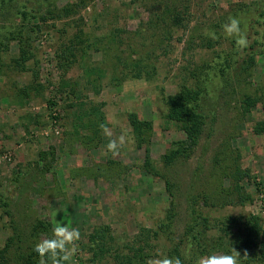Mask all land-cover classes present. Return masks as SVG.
Segmentation results:
<instances>
[{"label":"rangeland","instance_id":"1","mask_svg":"<svg viewBox=\"0 0 264 264\" xmlns=\"http://www.w3.org/2000/svg\"><path fill=\"white\" fill-rule=\"evenodd\" d=\"M17 1L43 8L21 21L0 7V251L21 234L8 249L10 264L50 237L61 220L80 230L75 264H114L112 250L127 252L136 240L149 246L148 259L162 258L193 222L194 195L210 197L198 202L195 215L210 243L205 255L225 254L210 247L221 228L235 232L250 216L264 224V131L258 129L264 122V25L256 22L264 20V0H86L72 14L62 8L76 0H49L60 17L48 15V1ZM168 6L182 24L171 36L160 31L152 39L148 21ZM229 16L241 20L246 47L224 34ZM23 27L35 30L30 58L17 63ZM138 56L143 72L134 78L120 57L133 62ZM227 58L232 66L222 76ZM201 82L209 91L208 126L189 147L185 132L166 118L163 98ZM247 97L256 104L247 106ZM131 113L151 126L152 172ZM125 131L133 143L126 137L117 155L108 152L109 140ZM176 149L167 166L164 157ZM237 167L239 181L231 176ZM233 218L238 222L231 225ZM39 223L48 230L35 232ZM97 231L105 236L92 238ZM94 242L111 251L92 258ZM187 245L188 254L193 247ZM260 254L255 250L240 264L247 258L264 264L253 262Z\"/></svg>","mask_w":264,"mask_h":264},{"label":"trees","instance_id":"2","mask_svg":"<svg viewBox=\"0 0 264 264\" xmlns=\"http://www.w3.org/2000/svg\"><path fill=\"white\" fill-rule=\"evenodd\" d=\"M48 1V15L53 14L55 17L62 16V10H59L55 5H52L49 0ZM87 4L86 0H76L75 3H68L66 7H63L62 9L66 12V14H72L76 13L80 6H85ZM161 6V5H160ZM0 7H3L2 9L5 10L6 13L12 14L16 19H21V21H28L32 17L33 12H40V8H43L42 6L37 9H34L30 6V3L22 2L21 5L18 4L17 0H0ZM51 7V9H49ZM8 8L11 11H8ZM155 14V20H149L148 23V29L151 31V37L152 39L156 38V33L162 31L163 34H165V37H169L172 35V31L174 27L180 26L182 24V19L180 18L179 12L176 10V8H170L169 6L167 8L161 9L159 7ZM3 12L0 10V13ZM60 15V16H59ZM261 16H264V13H261ZM260 25H264V20L260 22L259 20L256 21ZM251 27L254 28L253 23H251ZM40 27H36V30L39 31ZM7 29V28H6ZM8 32L11 31L10 29H7ZM31 30V29H30ZM30 30L25 32V27H23L22 30H20L18 35V41L20 43V49L21 51V61L19 59H16L15 61L18 62H26L30 58V51L29 48L31 45L29 39H32V37L29 35ZM35 29H32L31 32H34ZM157 40L161 42L160 38ZM28 46V50L23 49V46ZM120 65L124 62V67L131 69V72H135L133 75L134 78H141V74L143 70L141 69L143 65L142 59L138 56L133 62L129 60V62H125V60L120 57ZM254 60V56H251L248 61H245V64L248 65V62H252ZM231 61L229 58L225 60V68L220 70V73L222 76H225V72L228 68H230ZM16 63V64H17ZM232 66V65H231ZM206 83L204 82L197 83L193 86H186L182 85L180 87V90L173 94L168 95L163 98V101L167 107V114L166 118L169 121L175 122L178 124L183 132H185L187 136V142H189L190 145H196L197 141L199 139V136L203 133L204 129L208 126L207 125V119L208 117V109L207 105L209 104V91H206ZM256 101L252 97L246 98V105L250 106L252 104H256ZM129 122L133 128L135 139L137 141V145L139 148L146 147V162H145V168L147 171L152 172L149 167H151V159L148 156L149 153V147L150 145V132H151V126L144 123L136 113H131L129 115ZM259 131H264V122H261L258 126ZM181 149H176L175 151L171 152L170 155L164 157V163L169 166L174 161V158L179 154ZM215 162L219 163L221 162V159L216 157ZM228 168V167H226ZM227 172V170L225 171ZM243 175V172L241 171L240 167H237L235 171H233L232 179L235 181H239L241 176ZM168 184V185H167ZM167 191L170 192L171 188L174 187V183L170 180L167 181ZM237 189L241 190L239 186H237ZM210 197L209 195L201 194L200 196H193L192 199V215L193 222L190 223L186 227V231L184 235L180 238V241L178 243H174L170 246V248L166 251V256L169 258L178 257L181 260V264H196L197 257L205 255L208 253L209 248L207 246L210 245L209 241L202 236L204 233L203 227H201L202 223H199L196 219V206L199 205V201L203 199V202L206 203ZM244 199L247 197L244 196ZM172 212V211H171ZM241 221V220H239ZM238 221L236 219H231V225L236 224ZM240 224V223H239ZM49 226V225H48ZM201 227V228H200ZM226 227V226H225ZM48 230V227L44 223H39L33 227V230L35 232L39 231L40 229ZM166 228H169V225L166 226ZM231 227L221 228V235L216 238V240H212L211 246L214 250H222L224 253H230L232 248H234L237 252L240 253V261L243 260L244 257L247 254H251L252 252H255V250H261V257L258 258V260H255L253 262H262L264 261V224L261 223V219L257 216H250L247 219H244V221L240 224L239 227H237V230L235 232L230 229ZM106 229V228H105ZM38 233V232H37ZM102 231H97L92 238L100 237L103 238L105 235ZM49 238V236H48ZM170 239H172V235L169 236ZM18 240H21V234L18 231L15 232V235L13 237H10L8 241L5 244V248L0 251V264H10L11 258L8 257V249L11 247L12 243L18 242ZM95 243V242H94ZM140 243L139 240L135 241V244L133 247L127 248V252L122 250L121 248H115L112 250V253L110 256L113 259L114 264H147V261L149 260V254L146 251V248H148V245L145 246H138ZM191 245L193 247L192 251L189 250L188 254L185 250L187 244ZM105 244H99L98 242L95 243V248L93 250L92 248V258H97L99 256H105L107 253L106 251H111V249L107 250ZM19 249V247H18ZM32 247L28 249V252H23L21 254H17L14 258L16 264H39V258L34 256L32 252ZM247 264H251L252 258H247ZM50 264V262H49Z\"/></svg>","mask_w":264,"mask_h":264},{"label":"clouds","instance_id":"3","mask_svg":"<svg viewBox=\"0 0 264 264\" xmlns=\"http://www.w3.org/2000/svg\"><path fill=\"white\" fill-rule=\"evenodd\" d=\"M241 20L234 16H229L227 22L222 25L224 34L228 37H235L238 47L247 46V39L241 29ZM211 39H216L215 31L207 33ZM105 136L111 137L112 130L104 124L100 125ZM131 144L133 140L128 133L122 132L116 139H110L107 143V151L117 155L120 146L126 143ZM81 238L78 227H73L64 220L56 221L51 229V235L47 239H41L32 249L34 256L39 258V264H75L74 257L78 251V241ZM246 255V253H245ZM240 253L232 248L230 253H212L197 257L196 264H240ZM147 264H181L178 257L149 259Z\"/></svg>","mask_w":264,"mask_h":264}]
</instances>
